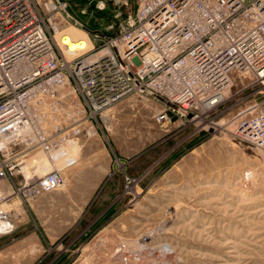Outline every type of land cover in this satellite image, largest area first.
Here are the masks:
<instances>
[{
	"label": "built area",
	"instance_id": "1",
	"mask_svg": "<svg viewBox=\"0 0 264 264\" xmlns=\"http://www.w3.org/2000/svg\"><path fill=\"white\" fill-rule=\"evenodd\" d=\"M234 72L264 80V0H0V237L16 198L64 185V141L97 134L117 101L151 96L158 121L209 111ZM234 119L239 140L264 146V101Z\"/></svg>",
	"mask_w": 264,
	"mask_h": 264
},
{
	"label": "rangeland",
	"instance_id": "2",
	"mask_svg": "<svg viewBox=\"0 0 264 264\" xmlns=\"http://www.w3.org/2000/svg\"><path fill=\"white\" fill-rule=\"evenodd\" d=\"M231 80L212 110L158 121L156 99L125 97L97 117V134L64 141L89 170L96 160L75 150L107 137L106 175L86 199L92 178L65 174L75 162L57 193L16 198L0 264H264V146L239 140L234 119L264 101V80Z\"/></svg>",
	"mask_w": 264,
	"mask_h": 264
},
{
	"label": "crops",
	"instance_id": "3",
	"mask_svg": "<svg viewBox=\"0 0 264 264\" xmlns=\"http://www.w3.org/2000/svg\"><path fill=\"white\" fill-rule=\"evenodd\" d=\"M90 141L85 142V144L83 145V154L80 152V150L78 151V149L74 150L72 148V154L74 153L76 155V158H78V156L82 155L83 156H88L89 158L91 157L92 159L98 161L99 157V163H97L96 161H93L95 164V167H93L92 169H80L79 167V162H74L75 164L72 165L71 167H68L67 170H65V174L66 177L68 175H71L73 177H80L83 178L85 176H89L92 178V182H91V186L89 188V190L85 191V198L87 199V197L94 192L93 190H95L97 187H99V184L101 183L102 179L104 178V176L106 175L107 171H108V164H107V159L106 155V147L104 146V144L101 141H107V137H105L104 135L100 136L97 135L96 138L94 139H89ZM75 148V147H74ZM68 153V152H67ZM69 155V154H68ZM101 160V162H100ZM89 171V172H88ZM87 172L88 175H85V173ZM70 188V187H69ZM59 189H55L53 191L50 192H55L58 191ZM52 194V193H51ZM58 198V196H55V198Z\"/></svg>",
	"mask_w": 264,
	"mask_h": 264
},
{
	"label": "bare ground",
	"instance_id": "4",
	"mask_svg": "<svg viewBox=\"0 0 264 264\" xmlns=\"http://www.w3.org/2000/svg\"><path fill=\"white\" fill-rule=\"evenodd\" d=\"M67 33V32H66ZM71 34H73V32L71 33ZM70 37V36H69ZM68 36H66V39L68 40V41H72V40H74V42H71V45H70V47L71 48H76V47H82L83 45H84V39H82V40H80V41H76L79 37H75V36H73V35H71V37L69 38ZM81 38V37H80ZM74 144V143H73ZM74 146V145H73ZM74 150V149H73ZM72 150V151H73ZM31 164V162H29V165Z\"/></svg>",
	"mask_w": 264,
	"mask_h": 264
}]
</instances>
